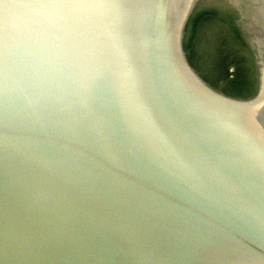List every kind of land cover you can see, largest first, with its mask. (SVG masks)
Returning a JSON list of instances; mask_svg holds the SVG:
<instances>
[{
	"label": "water",
	"instance_id": "water-1",
	"mask_svg": "<svg viewBox=\"0 0 264 264\" xmlns=\"http://www.w3.org/2000/svg\"><path fill=\"white\" fill-rule=\"evenodd\" d=\"M201 1L0 0V264H264V0L243 96L187 56Z\"/></svg>",
	"mask_w": 264,
	"mask_h": 264
},
{
	"label": "flooded vegetation",
	"instance_id": "flooded-vegetation-1",
	"mask_svg": "<svg viewBox=\"0 0 264 264\" xmlns=\"http://www.w3.org/2000/svg\"><path fill=\"white\" fill-rule=\"evenodd\" d=\"M244 1L202 0L184 37L187 56L199 73L229 94L245 91L239 96L254 91L257 76L249 24L240 11Z\"/></svg>",
	"mask_w": 264,
	"mask_h": 264
},
{
	"label": "rangeland",
	"instance_id": "rangeland-1",
	"mask_svg": "<svg viewBox=\"0 0 264 264\" xmlns=\"http://www.w3.org/2000/svg\"><path fill=\"white\" fill-rule=\"evenodd\" d=\"M222 88V85H219ZM245 91H236L235 94L242 95Z\"/></svg>",
	"mask_w": 264,
	"mask_h": 264
},
{
	"label": "bare ground",
	"instance_id": "bare-ground-1",
	"mask_svg": "<svg viewBox=\"0 0 264 264\" xmlns=\"http://www.w3.org/2000/svg\"><path fill=\"white\" fill-rule=\"evenodd\" d=\"M246 1V0H245ZM245 1H244V3H245ZM251 19H253L254 20V16L251 14Z\"/></svg>",
	"mask_w": 264,
	"mask_h": 264
}]
</instances>
